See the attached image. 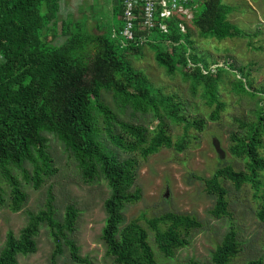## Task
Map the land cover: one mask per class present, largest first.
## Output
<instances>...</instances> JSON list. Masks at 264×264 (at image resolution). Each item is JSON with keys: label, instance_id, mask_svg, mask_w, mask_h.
Masks as SVG:
<instances>
[{"label": "trees", "instance_id": "16d2710c", "mask_svg": "<svg viewBox=\"0 0 264 264\" xmlns=\"http://www.w3.org/2000/svg\"><path fill=\"white\" fill-rule=\"evenodd\" d=\"M124 1L116 5L123 20ZM189 7L194 11L193 26L202 36L220 41L246 38L229 20L234 8L225 0H197ZM62 11L63 0H0V177L10 190V208L20 212L29 200L14 169L20 170L26 183L36 190L58 175L60 170L50 154L47 138L54 135L75 159L86 183L105 180L110 187L102 236L107 254L117 264H160L150 243L152 231L158 251L173 259L191 244L193 233L202 229L203 223L193 215L173 212L146 220V227L138 219L127 222V208L143 197L136 186L140 169L137 157L148 159L163 149L185 151V140L176 142L172 127L185 125L187 133L192 128L202 131L207 121L187 118L184 103L152 86L127 54L140 53L143 45L150 46L157 63L169 75H183L194 95L202 91V98L214 108L212 121L220 120L228 108L223 101L226 86L232 84L231 93L241 101H256L257 121L239 120L242 132H232L230 137V152L246 163L247 171L227 165L211 178H197L205 182L208 194L215 198L211 215L216 219L229 215L225 182H232L238 190L246 184L256 188L263 185L264 92L254 89L251 77L236 78L229 63L220 66L209 55L200 57L192 31L187 27L184 33L179 28V16L167 34L158 28L150 32L140 29L137 37L148 38L144 43L140 38L133 42L123 38L124 21L119 30L124 40L117 43L98 26L99 34L83 32V24L75 16L66 21ZM105 93L113 94L116 110L104 101ZM129 111L134 118L153 116L158 124L151 129L122 120L120 115ZM121 152L132 157L121 159ZM6 195L0 186V206L7 203ZM259 216L264 221V206ZM78 218V210L68 207L65 221L69 231H75ZM45 223L63 231L53 208L34 216L20 236L8 233L0 264H19L20 256L36 254L37 238ZM59 241L55 261L63 253ZM69 248L75 262L93 264L81 258L75 242H69ZM240 252L238 233L233 229L207 264H231Z\"/></svg>", "mask_w": 264, "mask_h": 264}, {"label": "rangeland", "instance_id": "374dc122", "mask_svg": "<svg viewBox=\"0 0 264 264\" xmlns=\"http://www.w3.org/2000/svg\"><path fill=\"white\" fill-rule=\"evenodd\" d=\"M80 1H64L62 16L66 21L73 20L75 16L83 24V32L99 34L101 29L115 42H123L119 30L124 20L112 0ZM225 3L234 8L229 20L247 35L246 38L221 41L210 39L201 35L192 20L179 17L192 31L200 57L209 55L213 59L211 61H216L220 66L229 63L236 78L251 77L254 89L264 92V0H225ZM174 19L170 18L169 22L172 24ZM127 56L134 68L147 76L152 86L162 90L165 96H172L184 103L187 118L207 121L202 131L192 128L187 133L185 125L172 127L174 140H185V151L163 149L148 159L137 157L140 169L136 186L142 190L143 197L140 202L127 208V222L138 219L146 227V220L173 212L193 215L203 223V228L193 233L191 244L179 250L173 259L165 258L158 251L154 233L150 231V243L160 264H184L190 261L211 263L217 247L233 229L238 233L241 252L231 264H248L253 261L264 264V221L259 216L264 206V172L261 175V188L246 184L238 190L232 182H225L229 190V215L221 219L211 215L216 205L215 198L208 194L205 182L197 180L211 178L218 169L227 165L237 171H247L246 163L231 154L230 137L232 132H242L239 120L247 123L257 121L256 101H241L238 95L230 91L234 86H226L223 101L228 108L220 120L212 121L210 116L214 108L208 106L202 98V91L194 95L191 83L183 75H169L157 63L155 51L150 46L143 45V51H130ZM104 101L111 109H117L112 93H105ZM120 116L126 122L141 123L151 129L158 124L154 122L153 116L143 118L138 115L134 118L131 111ZM47 138L50 154L60 171L57 176L49 178L40 190H36L26 183L20 170L14 169V174L29 196L22 211L14 212L10 208V190L6 180L0 177V186L8 200L4 206H0V252L6 245L9 232L20 236L34 216L53 208L63 231L49 223L42 224L37 238V253L20 256L19 264H79L72 259L69 242H75L80 248L81 258L93 264H117L107 254L102 239L107 220L105 202L111 194L108 183L105 180L86 183L75 159L65 150L64 145L54 135H47ZM129 157L132 156L121 152V159ZM70 206L79 212L74 232L66 228L65 220ZM55 237L60 240L63 249L56 261L54 254L58 244Z\"/></svg>", "mask_w": 264, "mask_h": 264}, {"label": "built area", "instance_id": "2783aa9c", "mask_svg": "<svg viewBox=\"0 0 264 264\" xmlns=\"http://www.w3.org/2000/svg\"><path fill=\"white\" fill-rule=\"evenodd\" d=\"M195 1L197 0H125V27L122 36L128 42L140 38L144 43L148 38L137 37L140 29L150 32L158 28L167 34L172 27L170 18L181 16L186 17L187 20L193 19L194 11L189 4ZM178 26L182 32H186L187 26L183 22L178 23Z\"/></svg>", "mask_w": 264, "mask_h": 264}, {"label": "crops", "instance_id": "0c3cea01", "mask_svg": "<svg viewBox=\"0 0 264 264\" xmlns=\"http://www.w3.org/2000/svg\"><path fill=\"white\" fill-rule=\"evenodd\" d=\"M64 1H65V0H63V3H64ZM82 1H83V0H81L80 2H82ZM112 1H113V5H117L119 0H112ZM80 2H79V3H80ZM77 6H78V5H77Z\"/></svg>", "mask_w": 264, "mask_h": 264}]
</instances>
